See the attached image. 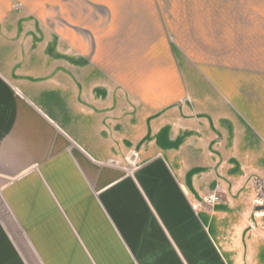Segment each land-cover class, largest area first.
<instances>
[{
  "label": "crops",
  "instance_id": "crops-1",
  "mask_svg": "<svg viewBox=\"0 0 264 264\" xmlns=\"http://www.w3.org/2000/svg\"><path fill=\"white\" fill-rule=\"evenodd\" d=\"M260 19L264 0H0V202L27 243L0 214V264H31L28 252L41 264L264 254V207L252 205L264 184V102L159 109L140 79L127 85L140 75L102 67L126 61L113 46L153 44L127 42L126 31L254 29ZM131 141L147 158L132 172L98 163L111 143ZM215 192L224 200L193 209ZM226 237L263 242L239 251Z\"/></svg>",
  "mask_w": 264,
  "mask_h": 264
},
{
  "label": "rangeland",
  "instance_id": "rangeland-1",
  "mask_svg": "<svg viewBox=\"0 0 264 264\" xmlns=\"http://www.w3.org/2000/svg\"><path fill=\"white\" fill-rule=\"evenodd\" d=\"M254 25L259 28L126 31L127 42L136 38L141 39L143 43L153 44L113 46L111 54H124L126 61L102 63V67L104 69L108 67L111 71L125 69L127 74L131 72L135 75V72L140 75V78H126L127 85H129L128 80L140 79L142 85H146L142 88V97L146 98L151 92L152 98H156L158 102L159 109L166 107L176 109L177 104L183 103L188 104L192 111H196L204 109L205 103L213 105L220 99H231L240 109L256 111L264 102V21L257 20ZM140 55L141 60L136 61L135 56L138 58ZM150 56H153L151 60H149ZM117 80L111 78V85L116 86ZM131 89L133 90V85ZM114 97L116 99L117 94H114ZM142 106L145 107L143 104ZM143 107L142 119L149 113ZM146 128L147 126L144 125L143 133ZM111 131L112 135V128ZM118 144L111 143L113 152L111 150L108 158L97 159L100 165L122 168L129 173L147 159L145 154L141 155L138 150L139 144L131 141L126 143L125 148L123 145L118 147ZM256 186L257 194L253 198L252 205L262 208L264 184L257 181ZM215 193L220 196V200H224L221 192ZM0 214L8 229L12 231L17 244L27 251L25 248L27 243L21 237L17 223L9 219V213L2 202H0ZM258 226L259 231L256 234L264 233V224L259 221ZM248 227L255 229L252 222L248 223ZM246 241L250 246L252 241L255 245L263 242L255 238H224V242H229L226 249L231 246V249L238 248L239 251L245 248ZM234 255L238 256L239 261L245 258L248 264H264V254ZM26 256L31 264H41L31 252L26 253Z\"/></svg>",
  "mask_w": 264,
  "mask_h": 264
},
{
  "label": "built area",
  "instance_id": "built-area-1",
  "mask_svg": "<svg viewBox=\"0 0 264 264\" xmlns=\"http://www.w3.org/2000/svg\"><path fill=\"white\" fill-rule=\"evenodd\" d=\"M220 201V196L219 195H216V194H210L208 196H205L203 199H202V202L199 203V202H196L194 204H192V207L193 209H198L201 204L203 203L204 205H207V206H211L212 204L216 203Z\"/></svg>",
  "mask_w": 264,
  "mask_h": 264
}]
</instances>
